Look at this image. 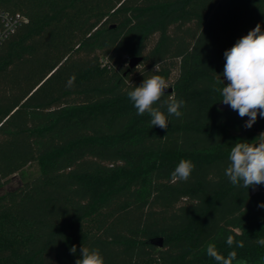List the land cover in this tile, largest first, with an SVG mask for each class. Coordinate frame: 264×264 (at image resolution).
<instances>
[{"label": "trees", "instance_id": "obj_1", "mask_svg": "<svg viewBox=\"0 0 264 264\" xmlns=\"http://www.w3.org/2000/svg\"><path fill=\"white\" fill-rule=\"evenodd\" d=\"M0 11L25 19L0 50V264H75L82 245L105 264H217L208 243L264 264V184L225 175L264 118L245 128L217 91L224 52L264 31V0H0ZM153 74L170 87L154 107L166 113L172 92L186 102L167 129L127 96ZM182 159L195 168L173 182ZM35 162L37 176L2 193Z\"/></svg>", "mask_w": 264, "mask_h": 264}, {"label": "clouds", "instance_id": "obj_2", "mask_svg": "<svg viewBox=\"0 0 264 264\" xmlns=\"http://www.w3.org/2000/svg\"><path fill=\"white\" fill-rule=\"evenodd\" d=\"M225 64L221 76L217 74L222 87L217 89L222 97L219 103L230 106L238 112L241 118L248 117L244 127L251 128L257 121L258 115L264 118V31L258 23L246 35L242 36L228 50L224 52ZM158 70L156 65L154 71ZM76 80L73 74L67 80L66 87H73ZM224 80L227 81L225 85ZM168 81L159 74H153L143 80L140 86H134L127 92V96L137 110V115L148 113L151 117V125L163 129L168 128V117L182 118L181 110L186 102L177 99L175 93L168 95L163 102L166 107L162 111L157 105L165 96L168 89ZM165 138V137H164ZM229 164L225 169V175L233 186L245 189L254 188L264 184V133H261L254 141H236L231 147ZM195 168L190 160L182 159L173 170L171 176L173 182L187 181ZM264 208V203L258 205ZM264 246V239L256 241ZM226 244L229 248H243L244 241H237L235 236L228 235ZM77 248L73 245L70 253L75 254ZM208 257L214 259L217 264H247L244 260H237V252L232 250L227 256L221 254L214 243H208L206 248ZM81 258L75 264H105L104 258L98 248L81 246Z\"/></svg>", "mask_w": 264, "mask_h": 264}, {"label": "built area", "instance_id": "obj_3", "mask_svg": "<svg viewBox=\"0 0 264 264\" xmlns=\"http://www.w3.org/2000/svg\"><path fill=\"white\" fill-rule=\"evenodd\" d=\"M25 19L19 15H11L0 11V50L6 39L12 35Z\"/></svg>", "mask_w": 264, "mask_h": 264}, {"label": "rangeland", "instance_id": "obj_4", "mask_svg": "<svg viewBox=\"0 0 264 264\" xmlns=\"http://www.w3.org/2000/svg\"><path fill=\"white\" fill-rule=\"evenodd\" d=\"M40 170L41 165L39 162L29 164L12 178L11 182L2 190V193L8 190H14L25 182L30 181L39 174Z\"/></svg>", "mask_w": 264, "mask_h": 264}, {"label": "water", "instance_id": "obj_5", "mask_svg": "<svg viewBox=\"0 0 264 264\" xmlns=\"http://www.w3.org/2000/svg\"><path fill=\"white\" fill-rule=\"evenodd\" d=\"M140 62H141V59L133 58L129 62V67L130 68H135V67H137L139 65ZM222 107L229 108L230 106L223 104ZM151 244L154 245V246H156V247L162 248L163 247V240L162 239H155V240H153L151 242Z\"/></svg>", "mask_w": 264, "mask_h": 264}]
</instances>
